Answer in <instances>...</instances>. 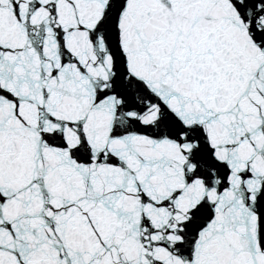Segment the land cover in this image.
<instances>
[{"label": "snow or ice", "instance_id": "snow-or-ice-1", "mask_svg": "<svg viewBox=\"0 0 264 264\" xmlns=\"http://www.w3.org/2000/svg\"><path fill=\"white\" fill-rule=\"evenodd\" d=\"M0 264H264V0H0Z\"/></svg>", "mask_w": 264, "mask_h": 264}]
</instances>
